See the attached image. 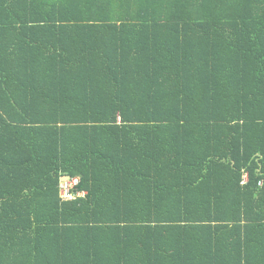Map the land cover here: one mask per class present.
I'll return each instance as SVG.
<instances>
[{
    "label": "trees",
    "instance_id": "trees-1",
    "mask_svg": "<svg viewBox=\"0 0 264 264\" xmlns=\"http://www.w3.org/2000/svg\"><path fill=\"white\" fill-rule=\"evenodd\" d=\"M0 264H264V0H0Z\"/></svg>",
    "mask_w": 264,
    "mask_h": 264
},
{
    "label": "built area",
    "instance_id": "built-area-1",
    "mask_svg": "<svg viewBox=\"0 0 264 264\" xmlns=\"http://www.w3.org/2000/svg\"><path fill=\"white\" fill-rule=\"evenodd\" d=\"M79 181L80 180L78 177L70 178L69 176H63L61 178L60 189L63 200H70L75 198L76 196L84 195L85 192H77V193L73 192L76 186L79 184ZM247 181H248V176L245 175L243 184L247 183Z\"/></svg>",
    "mask_w": 264,
    "mask_h": 264
}]
</instances>
